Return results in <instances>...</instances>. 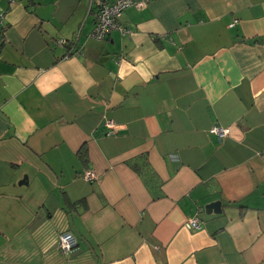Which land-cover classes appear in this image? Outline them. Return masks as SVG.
<instances>
[{"label": "crops", "instance_id": "crops-1", "mask_svg": "<svg viewBox=\"0 0 264 264\" xmlns=\"http://www.w3.org/2000/svg\"><path fill=\"white\" fill-rule=\"evenodd\" d=\"M90 4L0 0V264H264V0Z\"/></svg>", "mask_w": 264, "mask_h": 264}, {"label": "built area", "instance_id": "built-area-1", "mask_svg": "<svg viewBox=\"0 0 264 264\" xmlns=\"http://www.w3.org/2000/svg\"><path fill=\"white\" fill-rule=\"evenodd\" d=\"M149 0H91L90 6L94 8V26L90 37L96 40L104 39L112 30H119L122 35H127L129 31L118 23L117 19L129 7H144ZM63 41H57V44H63ZM106 135H114L117 132V125L111 120H105L103 123ZM211 134L216 135L219 139L228 136L230 129L214 125L209 129ZM83 179L93 181L95 174L92 171H85ZM183 226L189 231H195L201 228L198 215L186 218ZM77 246V240L70 232H63L59 235L58 249L61 253L67 254Z\"/></svg>", "mask_w": 264, "mask_h": 264}, {"label": "water", "instance_id": "water-1", "mask_svg": "<svg viewBox=\"0 0 264 264\" xmlns=\"http://www.w3.org/2000/svg\"><path fill=\"white\" fill-rule=\"evenodd\" d=\"M219 206H220V203L219 202H214V203H211V204L206 205L205 206V209H207V211L211 212L212 210L215 211L216 208L219 207Z\"/></svg>", "mask_w": 264, "mask_h": 264}, {"label": "bare ground", "instance_id": "bare-ground-1", "mask_svg": "<svg viewBox=\"0 0 264 264\" xmlns=\"http://www.w3.org/2000/svg\"><path fill=\"white\" fill-rule=\"evenodd\" d=\"M95 178H96V176H95ZM95 178H94V179H95ZM94 179H93V180H94Z\"/></svg>", "mask_w": 264, "mask_h": 264}, {"label": "trees", "instance_id": "trees-1", "mask_svg": "<svg viewBox=\"0 0 264 264\" xmlns=\"http://www.w3.org/2000/svg\"><path fill=\"white\" fill-rule=\"evenodd\" d=\"M83 157V156H82Z\"/></svg>", "mask_w": 264, "mask_h": 264}]
</instances>
